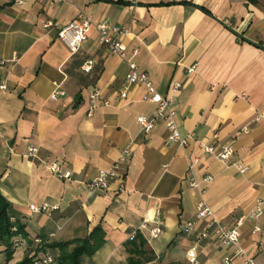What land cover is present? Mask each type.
<instances>
[{
	"label": "crops",
	"instance_id": "obj_1",
	"mask_svg": "<svg viewBox=\"0 0 264 264\" xmlns=\"http://www.w3.org/2000/svg\"><path fill=\"white\" fill-rule=\"evenodd\" d=\"M82 11L93 22L127 30L119 36L124 57L101 45L93 26L75 51L59 39L58 30ZM46 22L53 25L45 28ZM0 59V83L7 86L0 89V193L31 239L84 238L101 224L105 243L86 264H129L134 231L155 258L144 264H192V247L196 264H225L232 257L233 248L212 236L199 238L202 221L183 231L200 195L186 177L189 162L199 158L193 175L213 178L203 197L225 224L264 201V0H0ZM129 62L163 96L173 83L181 84L175 121L182 136H191L186 146L168 142L162 123L141 131L137 116H152L156 106L142 99L141 83L120 97ZM56 85L64 95L54 100ZM93 88L106 104L87 116ZM199 141L216 148L232 144L231 160L246 169L238 172L205 154ZM29 147L38 149L35 157L27 155ZM126 148L131 155L119 163L118 176L106 190L90 193L86 183L110 169ZM52 162L71 179L53 174L47 167ZM30 204L57 208L37 213ZM152 219L162 223L157 237L149 234L156 226ZM255 225L261 230L253 235ZM255 241L264 244V204L258 220L240 227V245L264 264V248L257 250ZM25 249L21 244L8 264Z\"/></svg>",
	"mask_w": 264,
	"mask_h": 264
},
{
	"label": "built area",
	"instance_id": "obj_2",
	"mask_svg": "<svg viewBox=\"0 0 264 264\" xmlns=\"http://www.w3.org/2000/svg\"><path fill=\"white\" fill-rule=\"evenodd\" d=\"M2 2H8L15 5L25 4L29 1L36 3H55L61 0H1ZM71 23L66 26L61 27L58 30L59 39L71 50L75 51L79 48L83 41L88 37V33L91 30L92 26L95 28L98 34V42L105 46V48L113 53L117 54L120 57L125 56V45L120 40L119 36L122 34H127V30L123 28H117L112 26L108 21L93 22L91 15L82 11ZM53 24L51 22H46L43 24V27L49 28ZM5 63V60L0 59V67ZM129 72L125 78L124 84L119 92L120 97L125 98L128 89L135 83H141L145 86V93H143L142 99L144 101L155 104V113L150 117H145L143 115L137 116L136 120L140 125L141 131L148 133L152 130L157 124L162 123L168 130V142L177 143L181 147L188 144V139L191 136H182L180 133L177 123L175 121L176 115V94L181 87V84L175 82L170 87L169 94L161 95L155 88L153 82L150 80L148 75L145 72L138 70L134 62H129L128 64ZM87 68H90L88 66ZM191 71V69L189 70ZM7 86L4 82L0 83V89H6ZM64 95V91L60 89L58 85L55 86L50 97L51 99L56 100L58 97ZM101 91L97 88H93L89 92V105L87 116H91L93 110L97 104L102 103L106 104V100L101 96ZM218 137L217 133H213L211 138L216 140ZM199 145L202 148L205 154L214 156L221 161L226 166L235 167L238 172H243L246 167L243 166L239 161H232L231 157L233 155V146L232 144H225L219 148L214 147L215 145L212 141L203 142L199 141ZM38 152L36 147L28 148V156L35 157ZM131 155L129 148L124 149L117 162L112 165L108 170L101 171L95 176L92 180L86 183L87 190L90 193L100 192L106 190L110 183L118 176L117 169L119 163H125ZM199 161V158H194L189 162V172L186 177L187 185L190 187L196 188L200 195L195 203V212L194 219L187 221L183 226L184 232H191L194 229L195 221L200 220L203 222V225L199 231V238L205 239L212 236L219 245L223 247L233 248V255L231 258H240L241 264H258L255 261V258L252 257L241 245H240V227L246 221L255 222L259 219L263 213V204L264 201L258 200L254 207L245 214H242L241 217H238L233 223L225 224L219 221L217 218L213 217L214 214L210 206L206 203L203 194L205 192V184H208L212 181V177L209 175L204 176L201 179H196L193 175L192 168L193 165ZM48 169L55 175L71 179V173L69 171L61 172L60 165L57 162H52L48 164ZM57 206L49 207L47 204H42L36 206L35 204H30L29 209L32 212H50L53 209H56ZM156 226L150 230L151 237H157L162 224L160 221L152 219ZM261 229L258 225H255L252 228L251 233L256 235ZM136 234V231L129 234V238L133 239ZM38 241V239H36ZM257 250H262L264 244L259 241L254 242ZM231 258L225 259V264H228ZM187 260L196 264V253L195 248L192 247L187 251ZM34 264H54V258L51 254L47 253L43 255L40 259L34 261Z\"/></svg>",
	"mask_w": 264,
	"mask_h": 264
},
{
	"label": "trees",
	"instance_id": "obj_3",
	"mask_svg": "<svg viewBox=\"0 0 264 264\" xmlns=\"http://www.w3.org/2000/svg\"><path fill=\"white\" fill-rule=\"evenodd\" d=\"M25 228V222L0 193V264H8L21 244L26 246L25 252L23 257L14 264H34V261L43 257L48 249L57 250L56 254L47 252L53 256L54 264H86L105 243V231L101 224L96 225L84 238H75L65 242H46L39 236L31 239ZM145 247H147L146 240L141 234L136 233L129 243V264H144L155 259Z\"/></svg>",
	"mask_w": 264,
	"mask_h": 264
},
{
	"label": "rangeland",
	"instance_id": "obj_4",
	"mask_svg": "<svg viewBox=\"0 0 264 264\" xmlns=\"http://www.w3.org/2000/svg\"><path fill=\"white\" fill-rule=\"evenodd\" d=\"M13 262V261H12Z\"/></svg>",
	"mask_w": 264,
	"mask_h": 264
}]
</instances>
